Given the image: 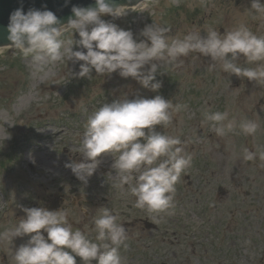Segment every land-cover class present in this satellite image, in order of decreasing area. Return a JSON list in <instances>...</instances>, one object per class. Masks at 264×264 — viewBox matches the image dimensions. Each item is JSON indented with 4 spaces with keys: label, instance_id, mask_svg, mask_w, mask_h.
Here are the masks:
<instances>
[{
    "label": "rangeland",
    "instance_id": "1",
    "mask_svg": "<svg viewBox=\"0 0 264 264\" xmlns=\"http://www.w3.org/2000/svg\"><path fill=\"white\" fill-rule=\"evenodd\" d=\"M261 2L264 3V0ZM102 19L130 30L138 42L147 39L141 32L152 23L166 26L169 39L182 38L192 30L206 35L209 28L224 34L240 25L247 26L258 36L264 35V17L254 13L251 0H179L178 5L172 0H151L146 7L141 5L130 9L124 16L113 18L104 15ZM70 36L72 33H65V38ZM79 39L78 32L73 33V40ZM73 49L86 51L76 44ZM30 63V57H24L15 50L0 54V231L18 224L26 215L24 208H46L52 201H58L59 192H63L66 200L58 210H66L69 223L72 226L84 225L82 227L92 236L90 240L98 242L95 227L90 229L89 226L92 219L84 221V212L90 209L101 212L104 207L110 209L114 203L104 201L103 197L124 198L129 193L123 192L128 185L118 190L107 187L104 176H111L112 181L119 178L112 168L114 157L110 153H102L98 157L101 162L86 182L78 179L66 164L83 160L79 151L87 116L102 104L122 97L152 98L159 94L173 104L186 106L173 113L169 125H157L156 129L179 137L185 153L191 155V161L196 156V163L200 161L202 167L207 165L209 172L204 178L216 192H204V200L200 195L202 201H205L218 225L221 219L223 222L227 220L225 223L229 229L243 231L247 228V231L245 244L240 243L233 232V243L220 244L216 241L212 248L197 238L196 242L186 239L195 236L192 231L196 227L204 229L196 224L194 217L179 222L173 220L168 223L170 228L173 225L182 228L186 224L191 230L185 228L188 235L179 230L176 232L178 236H169L163 248L153 245L151 259L164 261L165 264H264V160L258 155L264 151V83L223 72L218 63L213 67L210 57L197 52L180 57L175 64L161 61L156 74L161 87L157 91L144 88L133 77L120 76L119 70L98 75L93 69L91 78L73 75L79 72L83 62L67 59L58 62L51 74L41 79L32 74ZM258 63L264 64H249L242 54L237 61L240 67L254 68ZM148 67L150 65H145V69ZM215 112H227L228 120L234 121L235 126L231 131L226 129L225 135H217L213 122L205 119V113ZM245 120L259 125L254 134L247 135L240 129V123ZM245 150L257 153L256 158L245 160ZM65 168L69 176L52 179L60 178ZM186 177L184 182L193 188L197 184L196 180L193 182V175ZM68 179L72 180L73 186L80 188V192L89 195L87 204L82 207L84 210L71 205L67 188L59 191ZM219 185L228 193L220 194ZM189 197L192 196L188 194L185 197L182 193L175 195L174 200H188ZM118 209L125 211L127 208L125 205L117 206L118 221L128 219L119 214ZM158 223L160 226L167 225ZM41 232L47 238L43 229ZM148 232L149 229H146L145 234ZM127 234V246L119 249L122 264H149L143 252L135 257L131 254L135 244L140 243L136 240L137 232L130 228ZM30 235L0 242V264H15L14 250L26 243ZM166 252L170 260H166ZM76 260L77 264H83L79 257ZM155 261L151 260L150 264H156Z\"/></svg>",
    "mask_w": 264,
    "mask_h": 264
},
{
    "label": "clouds",
    "instance_id": "2",
    "mask_svg": "<svg viewBox=\"0 0 264 264\" xmlns=\"http://www.w3.org/2000/svg\"><path fill=\"white\" fill-rule=\"evenodd\" d=\"M150 2L139 0L137 4L146 7ZM172 3L178 5L179 0H172ZM95 5L73 6L75 18L70 16L67 23H61L51 10L29 9L25 13L16 9L10 14L7 25V39L11 43L0 46V54L15 50L30 57L31 72L41 79L51 74L58 62L67 59L83 62L79 72L73 75L91 78L93 69L98 75L119 70L120 76L133 77L144 88L157 91L161 87V82L156 79L161 61L175 64L180 57L197 52L210 57L213 67L218 63L223 72L264 83V64L258 63L254 68L237 64L241 54L249 64L264 62V35L254 34L245 25L224 34L209 28L206 35L192 30L182 38L169 39L166 26L152 23L141 32L147 39L138 42L130 30L102 19L104 15L113 18L126 15L130 11L127 5L119 4L117 0H95ZM251 9L264 17L261 0H251ZM75 32L80 37L76 41L73 40ZM65 33H72V36L65 38ZM74 44L86 51L74 50ZM145 65L150 67L145 69ZM182 107L186 106L173 104L159 94L152 98L122 97L102 104L87 116L79 151L83 160L68 163L66 167L86 182L101 162L98 157L110 153L114 157L112 168L119 177L115 186L128 185L130 194L136 198L135 207L148 213H167L173 207L176 184L190 166L192 157L185 153L179 137L164 134L156 126L169 125L173 113ZM205 119L213 122L216 134L221 136L225 135L226 129L231 131L235 126L234 121L228 120L227 112L205 113ZM258 127L251 120L240 123V129L247 135L254 134ZM258 155L264 160V151ZM256 156L257 153L248 150L243 154L247 161ZM23 211L26 215L18 224L0 231V242L32 234L26 243L14 250L15 264H77L76 257L83 264L93 261L96 264H122L119 249L127 246L128 234L110 209L102 208L93 221L99 243L90 240L79 229L74 231L67 218L68 212L63 208L31 207Z\"/></svg>",
    "mask_w": 264,
    "mask_h": 264
},
{
    "label": "flooded vegetation",
    "instance_id": "3",
    "mask_svg": "<svg viewBox=\"0 0 264 264\" xmlns=\"http://www.w3.org/2000/svg\"><path fill=\"white\" fill-rule=\"evenodd\" d=\"M67 172H68L67 168H65L63 172H61L62 174L60 173L61 174L60 178L53 177L52 179L60 180L62 178V175L65 178L66 175L69 176V172L68 174ZM189 172H190L189 174H181L180 180L176 184L175 195L179 196L180 194L184 193L185 197L188 196V194H190L192 197H189L188 200H185L184 198H177L176 200L173 201V207L170 208L167 213H160V214L152 213V215H148V212L146 210L135 207L136 198L132 196L130 192L124 198H121V199H114L112 197H103L104 201L109 202L110 204L114 203L110 209L114 215H117V217L119 216L118 212L115 211L117 206L125 205V207L127 208V210L125 211H123L122 209H118L119 214L128 217V219H125V221H118V222L122 223L125 226L126 231L130 228H133L137 232L136 240L140 243L135 244L136 248H134L132 251V254L134 257L136 256L137 253L143 252L144 257L147 259V262L149 264L151 263V260L155 261L154 259H151L150 257L151 248L154 244L163 248L169 236H178L176 232L179 230L181 231L184 230L185 235H188V231L185 230V228H190L191 230V227L186 224L183 225V222H180L183 225L182 228H176L175 225H173L172 228H170L168 226V223H170L173 220H176L177 222H179L180 220H189L192 217L196 219V224H199L204 229H201L200 227H196L192 231V233H196L197 236L196 234L195 236H193L191 235V233H189V235H191L192 237L186 238V239H189L188 242H196V238H198L201 235V230H203V233H205V236L208 237L209 236L208 230L209 228H211V226L213 228L212 230L216 234V237H215L216 239L221 237L222 241L224 242H232L233 240L232 237H233V232H234L237 239H240L241 242L244 241V238H241V235H245L247 228H244L243 231H240L237 228L236 230L229 229L226 225L227 220L223 222L222 219L219 221L220 225H218L219 223H217L216 221L217 219L213 217L209 208L206 206L205 201H202L200 195H203V200H204V197H205L204 192L210 191L214 187L208 184V179L204 178L206 174L204 173L202 175L200 164L199 163L196 164V156H194V160L190 164ZM186 175H193V182L196 180L197 184L195 183L193 188H190L188 183L184 182ZM110 177L111 176H108L107 178H110ZM188 178L189 176L186 177V179ZM201 179H204L203 184H201ZM117 182L118 180H115L113 181V183L109 184L107 187L110 190L111 189L118 190L119 187L115 186L118 184ZM63 183L64 184L59 187V191H64L67 188V194L71 196V201H70L71 205L72 206L76 205L77 207H79L80 210H84L82 207L83 205L87 204L86 201L89 195L83 194L82 192H80L79 190L80 188L78 186H73V184H71L72 180L68 179V181H64ZM218 189H219L220 194H223L224 192L225 194L228 193L223 189V186L221 185L218 186ZM127 191L129 190L127 189V190H124L123 192H127ZM214 191L215 190H212V192ZM96 195L98 194H95V196ZM57 198L60 201V205L62 202H65L66 200L63 192H59ZM99 214H100L99 209H95V210L90 209L89 212L87 211L84 212V217H85L84 221L88 219H92V222L89 225L90 229H93L95 227L93 220ZM148 221H150L151 223H149ZM158 222H164V223H167V225L160 226ZM196 224L194 223V225ZM82 226H78V225L73 226V230L75 231L76 229H79L82 232H84L85 229ZM146 229H149V232L147 234H145ZM172 256L174 257L173 253H172ZM165 257H166V260H170V257L168 256L167 252L165 253ZM155 263L165 264L166 262L161 261V260H156Z\"/></svg>",
    "mask_w": 264,
    "mask_h": 264
},
{
    "label": "water",
    "instance_id": "4",
    "mask_svg": "<svg viewBox=\"0 0 264 264\" xmlns=\"http://www.w3.org/2000/svg\"><path fill=\"white\" fill-rule=\"evenodd\" d=\"M117 3L133 7L139 0H117ZM73 6L95 7V0H0V46L11 43L8 39L7 25L10 22V14L20 8L25 13L29 9L51 10L59 18L61 23H67L68 18L74 17ZM52 210V209H50Z\"/></svg>",
    "mask_w": 264,
    "mask_h": 264
}]
</instances>
